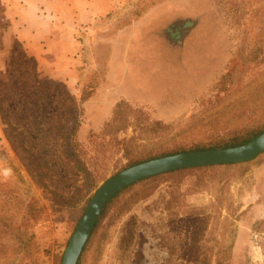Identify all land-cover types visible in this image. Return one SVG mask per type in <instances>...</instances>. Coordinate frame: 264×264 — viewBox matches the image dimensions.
<instances>
[{"label": "rangeland", "instance_id": "obj_1", "mask_svg": "<svg viewBox=\"0 0 264 264\" xmlns=\"http://www.w3.org/2000/svg\"><path fill=\"white\" fill-rule=\"evenodd\" d=\"M95 1L45 0L53 52L14 40L0 72V264H60L92 192L129 163L264 123V0ZM29 198L42 212L24 226ZM84 245L77 264H264V151L135 182Z\"/></svg>", "mask_w": 264, "mask_h": 264}, {"label": "water", "instance_id": "obj_2", "mask_svg": "<svg viewBox=\"0 0 264 264\" xmlns=\"http://www.w3.org/2000/svg\"><path fill=\"white\" fill-rule=\"evenodd\" d=\"M264 151V131L235 146L170 153L129 165L103 180L92 192L86 208L72 231L60 264H76L81 250L107 200L125 186L158 173L202 165L238 163Z\"/></svg>", "mask_w": 264, "mask_h": 264}, {"label": "crops", "instance_id": "obj_3", "mask_svg": "<svg viewBox=\"0 0 264 264\" xmlns=\"http://www.w3.org/2000/svg\"><path fill=\"white\" fill-rule=\"evenodd\" d=\"M44 1L0 0V72L6 68L7 58L14 40L23 42L25 48L31 53L41 52L44 56H48L49 52H53L48 40L54 26L50 25V21L45 22V24L44 20L40 23L38 21L39 18L43 19L45 17L46 7H44ZM57 1L52 0L50 6L54 13L57 8ZM63 1L61 0L60 3ZM79 1V6L84 11H87V9L96 11L97 2L95 0ZM41 39H45L47 49L38 47L37 41Z\"/></svg>", "mask_w": 264, "mask_h": 264}, {"label": "trees", "instance_id": "obj_4", "mask_svg": "<svg viewBox=\"0 0 264 264\" xmlns=\"http://www.w3.org/2000/svg\"><path fill=\"white\" fill-rule=\"evenodd\" d=\"M262 131H264V123H262L261 125H259V126L253 128V129H251L250 131H247V132H245L243 134H240V135H237L235 137H232L231 139H227V141H225L224 143H218V144L215 143V144L208 145V146H201V147H197V148L182 149V150H178V151H173V152H169V153L160 154L158 156H162V155H166V154H170V153H176V152H180V151H187V150H197V149H205V148H216V147L235 146V145L242 144V143H244V142L252 139L253 137H255L258 134H260ZM158 156H152V157L154 158V157H158ZM152 157H149L147 159H150ZM142 161H144V160H142ZM137 162H140V160L139 161H136V162H131L127 166L132 165V164L137 163ZM228 164H234V163H228ZM221 165H227V164L221 163ZM127 166H125V167H127ZM202 166H209V165H202ZM193 167H199V166H193ZM186 168H191V167L179 168V169H174V170H170V171H166V172H172V171H175V170L186 169ZM156 175L157 174L152 175V176H148V177H145V178L140 179L138 181H141V180H144V179H147V178H150V177H154ZM138 181H136V182H138ZM134 183L135 182H133V183L125 186L124 188L120 189L119 191H117L114 195H112L107 200V202L102 207V209L100 211V214H99V216L97 218V221L95 222V225L92 228L90 234L92 233V231L94 230V228L98 225V222L102 219V216L104 214V211H105V208H106L107 203L114 196H116L119 192H121L122 190L126 189L127 187H129L130 185H132ZM20 204H22V206H23L22 207L23 208V212H22V219H23L22 220V223H23V225L24 226H27L29 224V221H32L33 223H35L37 221V219H39V217L41 215V212H42L41 205H39L38 202L35 199H33V198H29L26 201H21ZM6 219H7V217L5 215H3V213H1L0 214V237L2 236L3 233L5 234L4 228L6 227V224H5ZM90 234H89V236H90ZM89 236L87 238V241L89 239ZM17 237L19 239V246L21 247L20 248L21 250L19 251V253H21V258H25L26 256H30L31 255L30 249L29 250L27 249L26 243H24L25 245H23V247L21 245V243L23 242V239H24V233H22L20 231V229H18ZM84 246H83V248H84Z\"/></svg>", "mask_w": 264, "mask_h": 264}]
</instances>
